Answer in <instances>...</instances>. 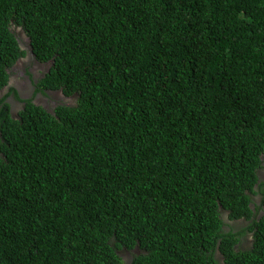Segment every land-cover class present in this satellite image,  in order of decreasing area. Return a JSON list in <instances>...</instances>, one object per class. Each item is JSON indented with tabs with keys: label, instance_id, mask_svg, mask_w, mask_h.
Wrapping results in <instances>:
<instances>
[{
	"label": "trees",
	"instance_id": "obj_1",
	"mask_svg": "<svg viewBox=\"0 0 264 264\" xmlns=\"http://www.w3.org/2000/svg\"><path fill=\"white\" fill-rule=\"evenodd\" d=\"M21 36L0 264H264V0H0V92Z\"/></svg>",
	"mask_w": 264,
	"mask_h": 264
},
{
	"label": "flooded vegetation",
	"instance_id": "obj_2",
	"mask_svg": "<svg viewBox=\"0 0 264 264\" xmlns=\"http://www.w3.org/2000/svg\"><path fill=\"white\" fill-rule=\"evenodd\" d=\"M26 39L22 37V49L27 53L10 69L9 84L0 92V99L7 98L11 105V113L14 115L25 108L28 100L49 112L69 104L74 97L63 94L61 90H49L42 86V80L50 72L51 63L38 61L32 50L27 47ZM12 89L16 90L17 95L11 94ZM48 98H51L50 102L46 101Z\"/></svg>",
	"mask_w": 264,
	"mask_h": 264
},
{
	"label": "rangeland",
	"instance_id": "obj_3",
	"mask_svg": "<svg viewBox=\"0 0 264 264\" xmlns=\"http://www.w3.org/2000/svg\"><path fill=\"white\" fill-rule=\"evenodd\" d=\"M25 38V37H24ZM26 41L29 43L28 39H26ZM28 99V98H27ZM50 99L51 98H48L46 99L47 102H50ZM263 179H264V171H262V176H261ZM258 198V197H257ZM257 198H255L257 201H259ZM260 202V201H259ZM255 207V206H254Z\"/></svg>",
	"mask_w": 264,
	"mask_h": 264
},
{
	"label": "clouds",
	"instance_id": "obj_4",
	"mask_svg": "<svg viewBox=\"0 0 264 264\" xmlns=\"http://www.w3.org/2000/svg\"><path fill=\"white\" fill-rule=\"evenodd\" d=\"M63 93V92H62ZM64 94V93H63ZM72 101V100H71Z\"/></svg>",
	"mask_w": 264,
	"mask_h": 264
}]
</instances>
